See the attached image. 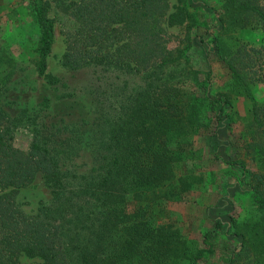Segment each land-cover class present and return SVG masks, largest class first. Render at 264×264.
<instances>
[{"label": "trees", "instance_id": "trees-1", "mask_svg": "<svg viewBox=\"0 0 264 264\" xmlns=\"http://www.w3.org/2000/svg\"><path fill=\"white\" fill-rule=\"evenodd\" d=\"M169 1L74 4L78 26L67 37L64 60L72 73L88 70L90 78L72 87L43 81L54 26L33 7L39 31L37 75L20 83L28 92L23 96L17 83L11 89L15 95H0V119L25 120L33 133L29 153L14 147L8 131L0 133V264L170 263L178 231L152 221L147 202L132 206L129 199L133 190L163 187L176 177L173 145L164 139L180 127L181 135L190 136L200 119L199 113H190L191 103L181 106L150 83L142 92L131 86L133 75L149 80L151 72L177 63L161 39ZM223 1L222 30L215 43L237 89L249 93L236 63L246 52L237 37L241 31L264 36V0ZM117 72L125 77L120 91ZM120 107L128 110L124 116ZM259 151L264 168V146ZM251 176L253 200L264 210V176ZM39 179L51 190L52 200L30 216L17 197ZM211 236L205 235L207 248H199L190 264H201L213 253ZM263 241L248 264H264ZM249 250L245 246V256Z\"/></svg>", "mask_w": 264, "mask_h": 264}, {"label": "rangeland", "instance_id": "rangeland-1", "mask_svg": "<svg viewBox=\"0 0 264 264\" xmlns=\"http://www.w3.org/2000/svg\"><path fill=\"white\" fill-rule=\"evenodd\" d=\"M82 1L0 0V95L4 99L15 95L14 83L19 95L28 93L20 83L37 75L35 5L53 24L55 35L43 81L72 87L90 78L88 70L72 73L64 60L67 37L78 26L72 16L74 4ZM224 5L223 0H170L161 39L174 51L177 63L151 72L148 81L143 74L130 79L135 92L150 83L155 92L170 94L181 106L191 103L190 113L200 115L190 136L181 135L180 127L164 139L173 145L176 177L163 187L133 190L129 196L132 206L147 202L152 221L178 231L177 250L169 249V264H190L199 248H207V233L212 234L213 253L201 264H248L264 239V210L254 202L250 188L252 172L264 176L257 153L264 146V51L259 52L264 36L259 31L238 34L246 52L236 63L249 89L240 92L215 43L222 30L219 15ZM116 75L120 91L125 77L121 72ZM126 112V107H120L119 115ZM26 125L25 120L0 119V133L8 131L14 147L29 153L33 133ZM17 200L33 216L41 204L51 202L52 193L39 179L21 189ZM245 246L250 248L248 256Z\"/></svg>", "mask_w": 264, "mask_h": 264}]
</instances>
